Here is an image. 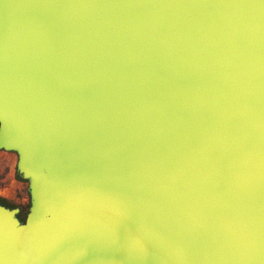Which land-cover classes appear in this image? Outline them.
I'll use <instances>...</instances> for the list:
<instances>
[{"label": "water", "instance_id": "95a60500", "mask_svg": "<svg viewBox=\"0 0 264 264\" xmlns=\"http://www.w3.org/2000/svg\"><path fill=\"white\" fill-rule=\"evenodd\" d=\"M0 264H264V0H0Z\"/></svg>", "mask_w": 264, "mask_h": 264}, {"label": "rangeland", "instance_id": "374dc122", "mask_svg": "<svg viewBox=\"0 0 264 264\" xmlns=\"http://www.w3.org/2000/svg\"><path fill=\"white\" fill-rule=\"evenodd\" d=\"M15 163L14 153L0 151V201L18 207L23 217L29 205L27 183L16 177Z\"/></svg>", "mask_w": 264, "mask_h": 264}]
</instances>
